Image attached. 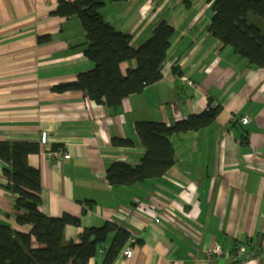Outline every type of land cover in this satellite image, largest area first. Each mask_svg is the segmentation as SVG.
Masks as SVG:
<instances>
[{
  "label": "crops",
  "instance_id": "crops-1",
  "mask_svg": "<svg viewBox=\"0 0 264 264\" xmlns=\"http://www.w3.org/2000/svg\"><path fill=\"white\" fill-rule=\"evenodd\" d=\"M188 2L187 9L184 0H128L101 10L135 49L163 22L175 29L162 79L112 111L82 92L53 91L95 68L77 17L55 16L58 0H0V144L40 146L28 163L41 173V213L78 221L65 227V244L111 223L138 241L132 259L123 257L126 243L113 264H264V68L212 36L210 0ZM43 36L52 41L38 44ZM136 67L121 65L124 74ZM209 106L221 109L213 124L171 137L175 164L166 175L132 187L109 184L112 164L136 167L145 155L138 122L172 126ZM8 167L0 160V224L29 233L16 221ZM115 236L88 264H104ZM216 247L253 255L210 256Z\"/></svg>",
  "mask_w": 264,
  "mask_h": 264
},
{
  "label": "trees",
  "instance_id": "trees-1",
  "mask_svg": "<svg viewBox=\"0 0 264 264\" xmlns=\"http://www.w3.org/2000/svg\"><path fill=\"white\" fill-rule=\"evenodd\" d=\"M128 0H58L53 13L61 18L77 17L86 35L84 55L95 64L91 72L80 74L74 82L60 84L54 92H82L112 111L122 107L123 101L141 94L147 87L162 79L163 66L175 37V29L163 22L152 37L138 49L132 46L127 34L106 23L101 10L108 3ZM213 18L209 32L252 66L264 68V0H210ZM188 5V0H184ZM52 41L51 36L38 38V44ZM137 62L135 69L123 73L121 65ZM221 112L209 106L200 115L168 126L158 122H138L135 132L145 149L141 163L132 167L114 163L107 170V180L113 187H132L163 177L175 164V148L171 137L199 131L213 124ZM114 146L130 147V140L113 139ZM40 152L38 144H0V160L10 184L7 187L17 196L14 209L21 227L31 226L29 233L0 224V264H88L115 233L113 245L104 264H113L128 242V232L107 223L100 229L85 230L79 243H64V229L77 225L69 215L50 218L40 211L42 191L41 173L29 165L31 155ZM41 247L33 248V241Z\"/></svg>",
  "mask_w": 264,
  "mask_h": 264
},
{
  "label": "built area",
  "instance_id": "built-area-1",
  "mask_svg": "<svg viewBox=\"0 0 264 264\" xmlns=\"http://www.w3.org/2000/svg\"><path fill=\"white\" fill-rule=\"evenodd\" d=\"M184 81H186L187 83H189V85H193L192 82H190L187 78H183ZM241 123L244 124V125H247L249 123V120L248 118H244L241 120ZM40 143L42 145H46L48 143V132H42L41 133V136H40ZM56 156H61L63 155L62 153L60 152H56L55 153ZM66 159L70 158V156H65ZM156 223H160V220H156ZM137 240L136 238L134 237H130L128 242H127V245L126 247L123 249V257L130 260L133 258L134 256V247L135 245L137 244ZM209 255L210 256H223L225 257L226 259L228 260H232V261H235L238 257H246V258H250L253 254H247L246 251L244 249H238L236 251H228V250H223L219 247H216L214 248L213 250H211L209 252Z\"/></svg>",
  "mask_w": 264,
  "mask_h": 264
},
{
  "label": "rangeland",
  "instance_id": "rangeland-1",
  "mask_svg": "<svg viewBox=\"0 0 264 264\" xmlns=\"http://www.w3.org/2000/svg\"><path fill=\"white\" fill-rule=\"evenodd\" d=\"M184 4V6L188 9L189 8V6L188 5H186L185 3H183Z\"/></svg>",
  "mask_w": 264,
  "mask_h": 264
}]
</instances>
